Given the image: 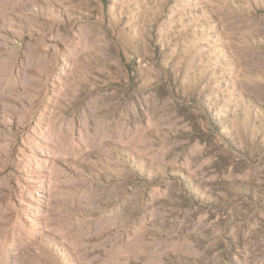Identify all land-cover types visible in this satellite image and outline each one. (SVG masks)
<instances>
[{"label":"rangeland","instance_id":"374dc122","mask_svg":"<svg viewBox=\"0 0 264 264\" xmlns=\"http://www.w3.org/2000/svg\"><path fill=\"white\" fill-rule=\"evenodd\" d=\"M0 264H264V0H0Z\"/></svg>","mask_w":264,"mask_h":264}]
</instances>
